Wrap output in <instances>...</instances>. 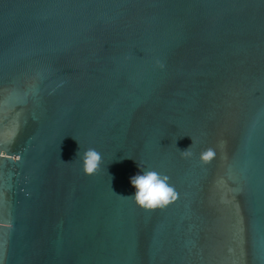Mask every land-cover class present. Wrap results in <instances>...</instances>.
Masks as SVG:
<instances>
[{"label":"water","instance_id":"water-1","mask_svg":"<svg viewBox=\"0 0 264 264\" xmlns=\"http://www.w3.org/2000/svg\"><path fill=\"white\" fill-rule=\"evenodd\" d=\"M0 264H264V0H0Z\"/></svg>","mask_w":264,"mask_h":264},{"label":"clouds","instance_id":"clouds-1","mask_svg":"<svg viewBox=\"0 0 264 264\" xmlns=\"http://www.w3.org/2000/svg\"><path fill=\"white\" fill-rule=\"evenodd\" d=\"M192 144L188 148L180 150L182 156L190 157L192 155ZM215 155L216 153L214 149L207 148L200 153V159L204 163H209ZM77 156L81 158L82 169L85 174L92 175L100 169L102 157L96 149L88 148L81 153L79 147ZM168 181L169 177L155 170L141 169L140 173L130 178L131 185L135 188L134 195L124 197L134 199L138 206L148 210L163 208L176 200L178 196L174 186H172Z\"/></svg>","mask_w":264,"mask_h":264}]
</instances>
